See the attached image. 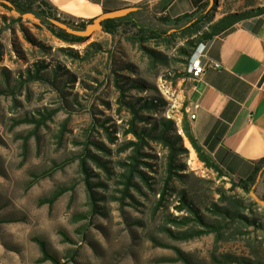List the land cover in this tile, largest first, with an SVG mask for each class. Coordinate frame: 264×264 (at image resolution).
I'll list each match as a JSON object with an SVG mask.
<instances>
[{"label": "rangeland", "instance_id": "obj_1", "mask_svg": "<svg viewBox=\"0 0 264 264\" xmlns=\"http://www.w3.org/2000/svg\"><path fill=\"white\" fill-rule=\"evenodd\" d=\"M248 1L214 0L212 18L222 14L223 6L236 9ZM15 18L0 6V87L8 88L7 80L12 88V94L0 95V264H50L38 261L41 254L35 238L43 240L61 262L73 254L74 261L67 264H185L176 261L177 250L192 264H218L213 257L223 255L245 259L231 264H264V207L241 189L232 188L228 178H218L206 169L185 138L186 151L175 159L182 177L170 183L174 189L166 191L161 206L164 151L155 143L145 152L151 154L147 161L156 173L143 169L154 184L147 186L135 179L137 188L130 187V197L118 199L123 170L117 162L126 160L129 153L120 152V145L132 138L124 134L128 114L118 97L123 91L126 101L151 99L156 107L144 114L153 119L171 118L180 128L185 88L184 78L176 76L189 71V63L175 62L181 58L176 50L185 42L178 31L183 24L165 26L154 7L143 5L115 34L96 31L82 44L68 45L44 27ZM131 22L169 31L170 37L164 41L145 44L166 55L167 65H151L143 50L132 43L136 30ZM93 42L100 44L101 51L85 60L61 51L70 47L83 56ZM39 62L47 64L41 72L53 83L24 82L26 72ZM19 81H23L21 86ZM134 85L140 87H131ZM37 111H53V115L37 129L34 124L20 123ZM103 121L115 139L113 144L100 127ZM87 140L101 144L107 152L94 143L86 144ZM86 145L92 154L109 162V173L87 160L91 182L102 184L93 188L100 198V213L79 220V214L88 213L89 205L75 158ZM61 163L66 165L61 167ZM60 185L74 189L51 206L39 203ZM218 190L225 197L241 200L243 215L254 219L257 226L231 223L220 238L210 233L187 241L175 240L162 230L165 226L178 232L191 226L176 228L165 221L167 215L190 216L187 210L177 209L181 191L201 214L217 219L206 207L223 204ZM255 192L258 200H264V177ZM62 232L72 242L65 241Z\"/></svg>", "mask_w": 264, "mask_h": 264}, {"label": "trees", "instance_id": "obj_2", "mask_svg": "<svg viewBox=\"0 0 264 264\" xmlns=\"http://www.w3.org/2000/svg\"><path fill=\"white\" fill-rule=\"evenodd\" d=\"M0 6L11 14L16 16V21H21L23 15L31 14L32 18L27 19L35 23L39 27H44L49 31L54 37H56L61 42L68 45H78L86 41L87 38L82 36L85 26L92 22L91 20L79 19L75 20L73 17L59 11L55 6L49 3L47 0H0ZM132 8H141L140 6H134ZM215 10L214 6H210L207 0L204 4L197 6V9L191 13H185L176 18H170L169 16H161L160 22L165 26H176L181 25L178 30L181 32L184 38V46L177 48V53L181 58H176L175 62H182L188 66L189 60L192 55L197 51L198 48L204 47L205 42L210 41L213 37L220 36L230 31L232 27L241 20L248 19L254 16H259L264 14V6L257 7L255 9L245 10L240 13L226 14L216 21H213L212 13ZM132 13L115 19H106L102 21L101 31L113 35L123 24V21L131 16ZM135 32V38L132 43L138 45L141 50H143L145 56L147 57L151 65H167V56L163 55L161 52L148 48L145 44L150 42H160L164 41L166 38L170 37V33L167 30H155L138 24L137 22L130 23ZM159 45V43H157ZM62 52L65 55L70 56L74 59L85 60L92 57L95 53L101 51V46L98 43H90L84 50V55L79 56V52L73 50L70 47L62 48ZM47 64L44 62H39L35 64V69L33 71L28 70L23 78L24 82L28 81H42L47 83H53L52 79H46L44 76L46 74L42 73L41 70L46 69ZM54 74L56 69L53 70ZM191 74L185 72L183 75H177L176 78H190ZM54 79V78H53ZM7 82L8 88L0 87V95L12 94V88H10L9 82ZM23 81H19L20 86ZM123 87V86H121ZM140 87V86H131ZM124 92L121 91L118 97V103L121 108L125 110L128 114V118L125 121V135H130L132 138L125 141L120 145V152L129 151L126 156V160L118 161V166L123 170L120 174L122 178L120 184L123 185L121 200L124 197H130L129 189L130 187L137 188V184L134 182L135 179L140 181L142 184L151 186L154 183L149 180L152 179L147 176L143 169H149L151 173H156L153 168V164L147 161V158L151 157V154L145 152V149L149 147L150 143H155L161 150L164 151L163 156V175L162 184L160 185V196L158 200V206L162 205V200L166 191L169 189H174L170 187V183L178 178L182 177L180 174L181 166L176 163V158L179 154L185 152L183 147L184 138L187 140L193 151L195 152L198 160L204 165L206 169L213 171L218 178H227V176L222 172L216 165H214L209 157L204 154L201 147L197 144L193 133L191 132L190 125L186 119L185 107L181 110L182 119L180 123V128L177 127L176 122L171 118H159L153 119L146 116L144 112H153L156 105L151 99H136V100H124ZM53 115L52 112L46 111L41 113L37 111L34 115L30 117H25L20 120V123L34 124L37 129L46 124V122ZM152 121V122H150ZM105 121L101 122L100 127L104 129L107 133L110 143H114V138L109 131V127L105 124ZM34 128V129H35ZM181 132V133H179ZM94 143L95 147L100 150L107 152V149L101 144L96 142H90L87 140L85 142ZM79 161V171L83 175V182L85 185L86 197L89 205V211L86 214H79L77 217L79 220L89 219L93 214L100 213L98 209L97 202L100 198L96 197L97 193L94 191V187H100V183L91 182L92 173L88 166L87 160H91L97 167L109 173V167L107 161H103L101 158L92 154L88 150L86 145L83 150L76 156ZM66 163H61L60 166L63 167ZM264 174V159L260 160L253 168L251 175L245 180L234 181L228 178L229 183H231L232 188L241 189L249 198L258 199V195L255 192V188L258 185L262 175ZM46 175V174H45ZM44 175V176H45ZM152 177V176H151ZM38 178H36L37 180ZM73 186H57L49 196L39 199L40 204H47L49 206L61 197L63 194L72 191ZM220 193V190H218ZM221 194V193H220ZM221 194L220 198L222 201L221 205L211 203L206 207L213 216L217 219L210 220L208 216L201 214L198 208H196L192 203H190L186 198V193L184 191L178 194V206L179 211L187 210L190 216L172 217L165 216V221L176 228H183L191 225L187 230L174 232L170 227H163V231L175 240L187 241L193 238L200 237L205 234H214L216 238H220L223 233V229L231 223H236L238 225L247 226H257L254 219L247 218L243 215L244 206L243 202L238 198L233 196L225 197ZM225 199V200H224ZM254 204V202H252ZM158 209V207H156ZM61 235L63 239L68 242H72L63 232ZM34 241L37 243L41 258L39 262H49L50 264H67L68 262L74 261V255L69 254L66 260L61 262L59 258L54 255L49 249L46 243L38 238ZM176 261H182L185 264H192L187 256H184L178 250L176 251ZM214 262L218 264H231L234 262H241L245 259H239L235 256L223 255L218 258L213 257ZM247 261V260H246ZM249 262V261H248ZM252 264H259L258 261L252 262Z\"/></svg>", "mask_w": 264, "mask_h": 264}, {"label": "crops", "instance_id": "obj_3", "mask_svg": "<svg viewBox=\"0 0 264 264\" xmlns=\"http://www.w3.org/2000/svg\"><path fill=\"white\" fill-rule=\"evenodd\" d=\"M47 1L67 15L91 20L104 12L143 5L154 7L161 16L176 18L195 11L207 0ZM248 2L236 9L223 6L222 14L213 21L264 6ZM205 43L196 56L203 50V65L218 63L220 68L206 67L200 77L184 78L186 119L210 161L227 178L245 180L264 159V14L241 20ZM188 73H192L190 64Z\"/></svg>", "mask_w": 264, "mask_h": 264}, {"label": "water", "instance_id": "obj_4", "mask_svg": "<svg viewBox=\"0 0 264 264\" xmlns=\"http://www.w3.org/2000/svg\"><path fill=\"white\" fill-rule=\"evenodd\" d=\"M214 0H209L210 6L213 5ZM139 8H124L116 11H111V12H104L102 15L93 18L91 23H88L85 26V29L82 33V36L85 38H90L96 31H101L102 29V21L106 19H115V18H120L124 17L132 12L137 11ZM32 15L31 14H25L23 15V19H31ZM259 204L264 207V200H258Z\"/></svg>", "mask_w": 264, "mask_h": 264}, {"label": "built area", "instance_id": "obj_5", "mask_svg": "<svg viewBox=\"0 0 264 264\" xmlns=\"http://www.w3.org/2000/svg\"><path fill=\"white\" fill-rule=\"evenodd\" d=\"M205 46H204L203 50L205 49ZM203 50L200 53V56L197 57L196 61L194 62V66H192L191 75L193 78L200 77L204 73L206 67H212V68H216V69L220 68V65L218 63H211L209 65L207 64L206 66L203 65V63H202V59L204 57ZM193 118H194V115H191V119H193Z\"/></svg>", "mask_w": 264, "mask_h": 264}, {"label": "bare ground", "instance_id": "obj_6", "mask_svg": "<svg viewBox=\"0 0 264 264\" xmlns=\"http://www.w3.org/2000/svg\"><path fill=\"white\" fill-rule=\"evenodd\" d=\"M197 57L199 56H196V54L194 53L192 57L190 58L189 64H190L191 69H192V66H194V62L196 61Z\"/></svg>", "mask_w": 264, "mask_h": 264}]
</instances>
